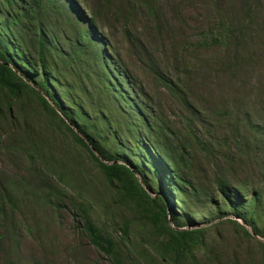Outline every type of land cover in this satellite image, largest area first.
Listing matches in <instances>:
<instances>
[{"label":"trees","instance_id":"obj_1","mask_svg":"<svg viewBox=\"0 0 264 264\" xmlns=\"http://www.w3.org/2000/svg\"><path fill=\"white\" fill-rule=\"evenodd\" d=\"M112 2L96 0L86 8L78 0H0V151L20 155L33 168L42 164L20 178L0 172L5 264L19 263L14 249L2 244L19 234L17 212L59 209L66 199L90 244L111 264H229L208 243L206 225L217 220L228 221L243 240L264 251V190L234 185L233 170L215 179V194L195 185L188 172L190 149L214 154L194 136L199 120L194 105L155 71L189 114L187 139L180 144L105 31L106 23L126 24L138 6L156 17L155 2L120 0L111 24ZM246 8L251 16L254 8ZM220 26L225 41L242 34L232 22L220 19ZM122 29L132 46L141 45L126 25ZM238 60L234 55L224 69L232 71ZM221 115L241 156L254 164V177L264 181V122L255 121L242 102ZM40 117L74 144L64 162L33 130ZM98 184L109 200L100 198ZM125 244L133 250H124ZM246 264H264V253L251 255Z\"/></svg>","mask_w":264,"mask_h":264},{"label":"rangeland","instance_id":"obj_2","mask_svg":"<svg viewBox=\"0 0 264 264\" xmlns=\"http://www.w3.org/2000/svg\"><path fill=\"white\" fill-rule=\"evenodd\" d=\"M78 1L86 8L96 2ZM153 1L156 17L138 6L126 24L109 28V23H106L105 31L110 35L111 44L145 89L150 104L161 114L165 127L175 132L180 144L187 139L186 119L189 114L184 110L182 101L157 78L155 71L176 83L189 104L194 105L199 119L193 127L194 136L203 146L211 148L214 154L210 156L209 150L202 147L190 149L189 158L193 165L188 172L192 174L195 185L215 194V179L233 170L234 185L239 182L264 190L262 178L254 177V164L241 156L242 150L231 136L230 123L221 122L225 120L221 113L234 112L235 103L237 105L238 102L243 103L255 121L264 122V0ZM119 3L120 0L112 2L109 15L111 24L119 14ZM247 5L251 6L250 9L254 8L251 16L247 12ZM220 19L224 25L228 22L235 27L238 25L241 36L236 39L235 35L225 41L219 35ZM124 25L140 39L141 45L132 46L127 41L122 31ZM234 55L238 56L239 65L232 71L228 68L225 70L224 66L232 62L230 59ZM35 123L38 127L35 125L33 130L41 133L36 134L40 143L53 145L54 154L64 162L69 151L67 148L70 147L73 153L72 146H68L74 145L70 137H63L52 130L41 117ZM245 136V129L241 128L240 137L243 139ZM35 165L31 167L20 155H6L0 151V172L12 178L26 176L32 168H42L39 162ZM249 172L254 179L247 176ZM98 186L100 198L109 200L108 192ZM63 203L59 209L18 211L14 221L19 224V234L11 242L3 241L4 247L14 249L12 256L16 255L18 264H33L35 260H43L47 264H111L90 244L68 199ZM125 214L130 216L128 211ZM116 221L120 222L121 219ZM35 224L40 225L42 230L37 229ZM206 226L208 243L214 245L215 252L229 264L234 261L246 264L251 255L264 253L254 243L243 240L242 233L228 221L217 220ZM118 234L121 235L119 231ZM114 235L118 239L117 233ZM123 249L133 250L128 244ZM0 264H5L2 253Z\"/></svg>","mask_w":264,"mask_h":264},{"label":"clouds","instance_id":"obj_3","mask_svg":"<svg viewBox=\"0 0 264 264\" xmlns=\"http://www.w3.org/2000/svg\"><path fill=\"white\" fill-rule=\"evenodd\" d=\"M239 221V220H238ZM242 223V222H241ZM243 225H245L244 223H242Z\"/></svg>","mask_w":264,"mask_h":264}]
</instances>
